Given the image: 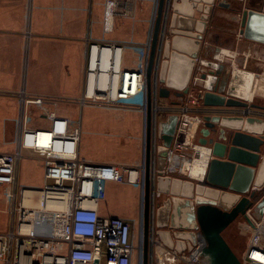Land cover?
<instances>
[{"label":"built area","instance_id":"built-area-1","mask_svg":"<svg viewBox=\"0 0 264 264\" xmlns=\"http://www.w3.org/2000/svg\"><path fill=\"white\" fill-rule=\"evenodd\" d=\"M167 6L151 79L147 264H202L200 252L206 243L199 232L196 244L190 251L182 253L167 247L159 239L154 206L155 198L160 196L155 189L156 176L158 173L166 176L178 173L177 169H170L169 157L175 154L193 159L197 156V147L208 150L210 162L211 148L197 141L205 116L264 118V110L252 107L253 103L249 102H246L245 107L203 104L206 92L219 93L217 88L221 75L217 73V66H214L220 63L219 56L195 58L187 92L182 98L176 97L177 100L171 104L159 106L158 76ZM133 9L134 0H106L107 20L109 14L114 18L132 16ZM239 29L235 32V39L237 43H246V50L240 51L241 54L235 51L223 56L222 64L226 71L229 69L224 64L225 58L229 59L232 70L239 66L246 70L248 62H260L263 58L260 43L246 40ZM86 41L84 81L78 103L81 106L102 103L109 107L134 108L146 115V68L151 36L141 47L142 59L135 61L134 66L125 65L126 48L134 44L94 41L90 38ZM105 75H108L107 85L101 83ZM208 78L211 79L206 86L205 80ZM231 81L227 80L224 91L220 93L225 99L233 98L226 90ZM0 94L15 97L18 101L15 148L13 151L0 152V187L10 203L11 217L10 229L0 232V264H135L139 249L143 263L144 210H140L134 220L103 216L99 213L96 186L98 183L115 182L136 186L142 193L145 159L136 164L87 161L79 153L80 120L64 117L55 110L61 101L67 99L29 94L24 88L16 93ZM168 114L177 116L176 130L165 157V165L162 170H157V147L161 144L158 123ZM37 120L44 123L38 124ZM24 151L32 153L43 166L44 184L41 187L18 184V168ZM247 214L253 226L244 220L250 232L239 258L242 264H264L262 259L252 256V252H255L264 257V220L258 219L254 209H249ZM137 230L141 234H137Z\"/></svg>","mask_w":264,"mask_h":264},{"label":"water","instance_id":"water-1","mask_svg":"<svg viewBox=\"0 0 264 264\" xmlns=\"http://www.w3.org/2000/svg\"><path fill=\"white\" fill-rule=\"evenodd\" d=\"M170 8L168 24L173 38L165 39L158 76L159 99L183 97L187 92L195 58L205 42L215 35L210 28V15L218 8L237 13L239 31L244 38L264 45V0L259 10L243 8L241 12L228 0H158L146 68L147 108L144 182L143 263L148 257V211L150 196L151 79L157 62L164 9ZM201 12L194 18L195 12ZM168 15V13L166 12ZM166 15V19H167ZM219 53L220 49H217ZM217 92H206L205 106H238L247 104L221 95L228 73L221 68ZM258 105L252 104V107ZM258 108V107H257ZM177 116L168 114L158 123L156 169L162 170L176 130ZM198 141L211 148L203 183L179 177L156 176V190L169 196L156 208L157 235L164 245L179 253L190 251L196 244L197 232L205 240L200 252L202 264H242L223 236V231L238 218L253 226L247 211L254 209L264 220V118L242 116H205Z\"/></svg>","mask_w":264,"mask_h":264},{"label":"crops","instance_id":"crops-1","mask_svg":"<svg viewBox=\"0 0 264 264\" xmlns=\"http://www.w3.org/2000/svg\"><path fill=\"white\" fill-rule=\"evenodd\" d=\"M152 1L134 0L132 17H113L114 22H111V29L107 28L106 0H0V93H16L24 88L29 94L67 99L61 101L57 107L63 104L74 106L78 113L77 116L68 114L64 110L58 111L57 107L55 110L59 115L80 120L81 141L79 153L82 158L94 162L92 160L94 155L86 153V147L94 144L95 148L110 147L113 149L118 147V144H116V141L109 144L98 138L96 130H94V127L99 124L97 118H94L93 121L88 119L87 124L83 119V109L85 107L94 109V105L81 106L77 101L83 88L86 40L90 38L94 41L136 43L127 47L125 54V65L134 66L133 54L142 53L141 47L146 41V34L144 33L146 24L145 21L139 20V15L145 14L147 9H152ZM262 1L253 0L252 3H243L236 10L241 12L246 7L259 10ZM217 11L219 20L226 15L228 22L234 21L235 25L230 28L231 24L226 19L221 23L216 21L212 26L215 39L213 36L212 42H205L199 55L215 58L220 54L216 51L217 49H220V51L228 50L229 52L237 51L241 54L246 50V43H237L235 39V32L240 28V15L220 8ZM200 13L195 12L194 18L196 20L199 18ZM260 47L263 52L262 60L260 62H248L247 69L257 73L259 77L264 79V45L260 44ZM171 95L168 105L177 100L173 93ZM262 97L264 98V96ZM256 105L259 109L264 110V104ZM0 109L13 112L12 115L3 116L0 121V152L13 151L17 134V99L0 94ZM41 120H37V123H44ZM83 124H86V130L82 127ZM86 143L89 146H85ZM129 150L127 149L126 153ZM106 155L100 163L123 164L108 159L109 155ZM131 156L130 154L127 157L130 158ZM25 157L36 160L29 151H24L22 160ZM21 161L18 168V184ZM38 163L42 166L40 161ZM42 175L43 185L44 169ZM103 184L96 186V194L99 198V213L103 216H117L134 220L136 218V203H138L135 201V189L126 184H123L125 185L123 186L115 183L121 186L120 189H127L130 196L124 199V196L117 195L115 205H101L100 196ZM42 185L20 186L41 187ZM0 193L4 203L2 211L6 214L8 223L7 227L0 230V232H5L11 227L10 203L7 201L1 187Z\"/></svg>","mask_w":264,"mask_h":264},{"label":"rangeland","instance_id":"rangeland-1","mask_svg":"<svg viewBox=\"0 0 264 264\" xmlns=\"http://www.w3.org/2000/svg\"><path fill=\"white\" fill-rule=\"evenodd\" d=\"M228 1L231 3L232 7H234L235 9L240 7L243 3L247 4V3L253 2V0H228ZM151 4H152V9L150 10L147 9L145 14L139 15V18H140L139 20L142 22L145 21V24H146V31H144V33L146 34V41L149 39V36L152 37V31H153L154 21L156 17L158 0H153ZM167 13L168 15L166 14L167 19H166V27L164 30L163 43L166 38L171 40L174 36L170 32L171 28L169 27V24H168V21H169L168 17L170 19V14H171L170 8L167 10ZM217 13L218 11L216 10L212 15H210L211 20H210V24H208L209 28L213 26V24H215L216 21L217 23H221L225 19L227 22L229 21L227 20L226 15H224V18H220L219 20ZM129 17H132V16H129ZM113 22H114V19L112 20V23ZM112 23H111V26H108V28H112ZM228 23L231 24L230 28H232V26L235 25L234 21H231ZM213 29L210 28V31L213 32ZM142 55H143V51L140 54H133V59H134L133 63H135V61L141 60ZM224 64L229 69V71L227 70V73H228L227 80L230 81L232 79L233 70H232V66L229 67L228 58L224 59ZM171 96L172 95L170 94L169 98H171ZM169 98H166V99L158 98L159 106L161 107L167 106L169 103L168 102ZM253 104H264V98L262 96H255V98L253 99ZM93 107L95 110L91 108H87V107L83 109L84 122L87 124L88 119H91V121H93L94 118L95 119L97 118V123L99 124H97V126L94 127V130H96L98 138H101L103 142H108L109 144L112 141H116V144H118V147H114L113 149L110 147L95 148L94 144H92V146L85 148L86 153H88L89 155H94L92 160L94 162H101L107 156L106 154L109 155L108 159L119 161L120 163L122 162L124 164H136V163L141 162L142 159H145L146 115L145 114L143 115L141 111H138L137 109H134V108L109 107L102 103L96 104ZM57 110L58 111L64 110L68 114H72L74 116H77L78 114L74 106L65 105V104L57 107ZM10 114L11 115L13 114L11 110H9L8 112L7 110L0 109V121L3 116L10 115ZM86 124H83L82 126L85 130L87 128ZM198 139H199V136H198ZM87 145L88 144L86 143L85 146ZM125 147L126 149H124ZM127 149H130V150L129 152L126 153ZM130 154L132 156L130 158L127 157L128 155L130 156ZM41 173L43 174V167L40 166L38 161L30 160L27 157H25L21 161V165H20L19 184L25 185V186H40L42 185V182H43V178H42L43 175ZM163 176H166V175H163ZM174 176L183 178V179H188L186 178V176L181 175L179 173L172 174L171 177H174ZM194 182L200 183L198 181H194ZM99 184L101 183H98L97 185L99 186ZM119 184L110 183V182H105L103 184V190L100 196L101 205L103 204L115 205V198L117 195L124 196V199L125 198L127 199V197L130 196L127 189H120L121 186H119ZM128 186L134 188L136 191L135 201L138 203H136L137 205L135 209H136V218H137L138 212L140 210H143V207H144V190H142V193H140L138 187L133 186V185H128ZM155 189H156V181H155ZM168 196H169L168 194L160 193L159 198L158 199L157 197L155 198V203H154L155 209L157 208V200H158V203H161ZM121 200H122V197H121ZM3 208H4V203L2 200V196L0 195V230L5 229L8 224L7 216L2 211ZM249 232H250V227L242 218H238L237 220H235L223 231V236L225 240L227 241V243L230 245V247L232 248V250L235 252V254L238 257L241 256L242 254L241 252L244 251L246 247L247 236ZM137 234H141L139 233V230H137ZM137 244L138 246H140V240L137 241ZM139 250L138 252H136V256H135L136 260H134L135 264H142L141 263L142 258H141Z\"/></svg>","mask_w":264,"mask_h":264},{"label":"bare ground","instance_id":"bare-ground-1","mask_svg":"<svg viewBox=\"0 0 264 264\" xmlns=\"http://www.w3.org/2000/svg\"><path fill=\"white\" fill-rule=\"evenodd\" d=\"M112 18L113 16L109 14L107 20L108 26H110ZM228 53L229 51L223 50L222 53L219 54L220 63L218 65H214L215 67L217 66L216 69L223 68V56ZM232 76V81L226 90L228 95L233 97V99H240L239 101H243L245 103H253V99L255 98V96H264V79H262L261 77L256 76L249 70H244L237 67L233 69ZM103 79L104 80L101 83H105L107 85L108 75H105ZM209 79L211 78L205 80L206 86H208ZM115 86L116 78L114 88ZM196 152L197 156L193 159H187L184 158V156H178L175 154L171 155L169 157V167L172 171H175L177 169V172L179 174L186 176V178L188 179L203 183L209 164L208 150L203 147H197ZM254 228H256V225ZM252 256L257 257L258 259H262V261L264 262V257L258 255V253L252 252Z\"/></svg>","mask_w":264,"mask_h":264}]
</instances>
